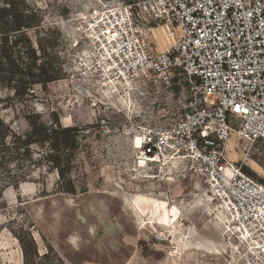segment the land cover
Listing matches in <instances>:
<instances>
[{"label": "rangeland", "instance_id": "1", "mask_svg": "<svg viewBox=\"0 0 264 264\" xmlns=\"http://www.w3.org/2000/svg\"><path fill=\"white\" fill-rule=\"evenodd\" d=\"M141 1H23L42 24L27 32L36 65L49 62L58 80L23 91L0 83V264H264L245 247L232 249L216 212H205L206 180L194 173L199 164L187 161L174 183L135 172L133 138L166 122L191 95L181 83L169 92L154 90L145 67H121L128 74L113 83L110 69L100 68L107 62L100 61L87 21L105 10L119 9L115 16L124 17V5L137 4L127 22L134 27L138 15L147 17ZM155 34L163 44L160 31ZM31 126L45 143L24 145ZM64 128L73 129L70 149L60 146ZM228 158L264 186V143H231ZM198 243L206 248L197 250Z\"/></svg>", "mask_w": 264, "mask_h": 264}, {"label": "built area", "instance_id": "2", "mask_svg": "<svg viewBox=\"0 0 264 264\" xmlns=\"http://www.w3.org/2000/svg\"><path fill=\"white\" fill-rule=\"evenodd\" d=\"M137 4L124 9L133 18ZM133 27L154 90L191 92L163 124H151L136 158L156 169L166 157L200 154L204 173L242 219L256 217L264 186L233 163L226 145L264 143V0H142ZM139 7V5H138ZM160 31V45L155 31ZM248 152H246L247 154Z\"/></svg>", "mask_w": 264, "mask_h": 264}, {"label": "bare ground", "instance_id": "3", "mask_svg": "<svg viewBox=\"0 0 264 264\" xmlns=\"http://www.w3.org/2000/svg\"><path fill=\"white\" fill-rule=\"evenodd\" d=\"M116 11L119 12L121 10H105L102 13H97L98 17L95 18L94 21H92L91 23L87 21V23H89L87 32H90L91 34L94 33L95 40L99 42V49L103 52L101 55L102 59H100V61L103 60L107 62L106 66L103 67L100 65V68L102 70H106L108 68L111 71L109 74H107L108 79H111L110 83L117 81L119 78L123 79L126 74H128L127 72H124L121 67L124 68L125 66V70H130L131 72H136L142 67L149 69L148 65L142 60L143 57L139 49L140 47L136 42V36L133 34V26L129 28V24H127V22L131 20L128 11V14H124V17L122 16V12L120 14L121 17L115 16L114 13ZM107 14H110L113 17L112 19L109 17V21L104 23L103 19L101 18L105 17V15ZM103 24L104 27L102 28V30H104V32L102 36H99V27H101V25ZM109 45H113V49H111V51L109 50ZM135 47L138 50L134 49ZM84 62L85 66H89L87 60ZM144 137L145 134L143 133L133 138L132 145L135 150L141 148L144 142ZM231 143L236 144L237 142H234L232 139L228 141L225 149L227 157L228 152L230 151ZM199 155L200 154L196 153L197 157H192L191 159L166 157L164 161H161L158 164L156 169L152 167V169L157 171L156 175H151V173H149L151 170L149 165L136 158L137 167L135 172L141 178L160 179L161 181L164 180L169 183H174L179 177H183L185 171L184 168L187 161L192 162L194 165L196 163L199 164L200 168L197 167L194 173L198 176H203L204 180H206L205 182L207 185V189H203L202 191L207 194L206 198L209 202V207H204L206 209L205 212H216L215 219L221 226L220 228L223 237L228 240V244L229 246H231L232 249H238L239 246L245 247L247 256L252 255V257H256L259 262H264V203L261 206L257 207L258 215L256 217H250L248 219L243 220L241 213L236 210V207L233 205L231 200L225 197L221 190H219L218 184L215 183L209 175L204 173V170L202 169V166L200 165L199 160L197 159L199 158ZM230 165L231 166L226 169L228 180L232 178L234 169V166L231 161ZM193 187L197 188L196 182L193 184ZM198 199L199 195H196V199H194L195 204L198 203ZM162 224L164 223L162 222ZM175 225H177V223ZM232 240H237V245L232 244ZM203 246L204 245L200 243L195 244V248L197 250H203L204 248H206ZM212 249L214 252L218 251L216 247H212ZM176 254H178V252Z\"/></svg>", "mask_w": 264, "mask_h": 264}, {"label": "trees", "instance_id": "4", "mask_svg": "<svg viewBox=\"0 0 264 264\" xmlns=\"http://www.w3.org/2000/svg\"><path fill=\"white\" fill-rule=\"evenodd\" d=\"M24 0H0V83L9 82L15 84L13 89H23L33 86H47L51 82L58 80L50 66L49 62L38 64L35 50L31 45L27 32L31 29L42 28L41 20L37 15V11L24 10ZM47 57L48 54L43 51ZM5 74L6 76H2ZM41 127V126H40ZM45 128L41 127L42 133ZM72 128H64L61 130L64 141L60 144L62 148L70 149L73 147L68 142V134L72 132ZM56 130L50 129V133ZM11 134V132H9ZM36 127L31 126V132L28 135L29 142L24 144L29 146L46 142L39 133L40 140H37ZM8 134L6 135L7 138ZM73 137H70V139ZM67 141V142H66ZM50 150L55 149L52 144L48 145Z\"/></svg>", "mask_w": 264, "mask_h": 264}]
</instances>
